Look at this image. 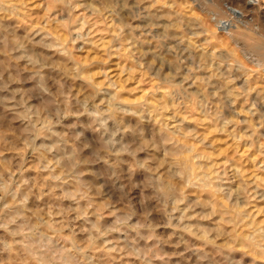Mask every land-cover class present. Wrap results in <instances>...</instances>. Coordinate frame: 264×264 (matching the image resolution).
Wrapping results in <instances>:
<instances>
[{"label": "clouds", "instance_id": "obj_1", "mask_svg": "<svg viewBox=\"0 0 264 264\" xmlns=\"http://www.w3.org/2000/svg\"><path fill=\"white\" fill-rule=\"evenodd\" d=\"M138 4L52 0L51 6L63 7L59 23L66 35L58 42L39 32V40L32 33L19 36L0 24V264H97L99 252L108 253L112 261L119 257L139 264H171L183 255L165 250L174 237L173 247L186 246L197 264H224L225 256L231 264H243L229 255L236 250L264 258V226L243 237L227 233L223 221L205 226L199 221L222 214L221 202H206L199 195L195 201L188 199L189 189L219 196L223 188L216 171L220 165L194 147L204 143L196 131L167 124L169 102L175 109L183 107L176 103L186 91L174 82L179 66L163 82L155 78L165 88L162 99H131L123 95L130 91L126 82L100 73L105 80L96 83V74H86L84 61L72 55L71 45L90 42L101 26L105 33L111 29L112 35L122 36L131 25L120 13L132 12ZM12 7L0 0V12ZM78 9H84L80 16L74 15ZM41 49L67 59L58 62ZM153 67L155 62L130 71L139 68L143 76ZM189 78L191 74L184 80ZM77 80L88 87L77 90ZM25 83L32 87L24 88ZM186 99L189 108L197 102ZM150 121L160 124L159 135L144 127ZM88 132L93 139L87 138ZM138 172L144 173L140 182L135 181ZM137 189L138 206L131 196ZM154 214L160 219L153 220ZM161 227L172 234L158 235ZM117 233L128 239H108ZM184 235L200 245H191ZM222 239L226 243L219 244Z\"/></svg>", "mask_w": 264, "mask_h": 264}, {"label": "rangeland", "instance_id": "obj_2", "mask_svg": "<svg viewBox=\"0 0 264 264\" xmlns=\"http://www.w3.org/2000/svg\"><path fill=\"white\" fill-rule=\"evenodd\" d=\"M8 2L13 7L5 12H0V24L11 29L17 35L24 36L32 33L36 40H39L40 35H36L39 32L42 35H48L53 42L65 38V30L59 23L63 13L61 5L51 6L52 0H8ZM85 2H90V0H85ZM131 5H137V0H130ZM83 12L84 9H78L74 15L80 16ZM120 16L124 22L131 25V29H125L122 36H114L111 29L105 33V29L101 26L97 33L90 38V42L77 41L71 45L73 57L84 61L86 74H96V83H103L105 80L103 75H99L100 73H107L126 82L130 91L123 95L131 99L153 96L157 100L162 99L166 95V91L155 78L158 76L163 82L170 74H175L174 66L178 65L180 71L178 75H175V81L176 84L182 83L183 86H186L184 87L186 91L176 100L178 104L183 103V107L175 109L169 102V107L172 110L166 113V116L169 117L167 124L172 127L179 123L183 129H193L198 137L202 140L204 138L203 145L194 144V147L197 151L203 149L208 152L215 159L216 164L220 165L216 171L220 172L222 177L220 186L223 188V192L219 196L210 193L198 194L195 190L189 189L188 199L195 201L199 195V198L206 202H211L214 199L221 202L222 214L213 216L210 220L199 221V223L215 227L223 221V227L227 233L239 237L252 234L254 229L264 226V147H262L264 146V0H139L138 7H135L132 12L124 10ZM120 22V20L116 21V23ZM144 22L148 25L146 26ZM224 27L228 29L232 27L233 32L235 30L237 34L234 39L229 40L226 33L228 30H224ZM85 31L87 32L88 29ZM161 37L164 38L161 39ZM165 48L169 50L168 55H164L167 53ZM40 51L54 56L58 62L67 59L55 52L43 49ZM145 51L148 57L143 56ZM152 53L154 58L151 56ZM146 54L144 53V55ZM205 56L206 59H204ZM176 58L177 60L180 58L179 61H181L176 62ZM191 58L194 61H189ZM228 59L232 64L227 61ZM153 62H155V67L143 76L139 68L135 73L130 71L137 65H143L145 69H148ZM190 68L192 70H189ZM186 69L189 71L185 72ZM170 71L171 73H169ZM52 74L55 75V73ZM183 74L185 76L191 74V78L183 81V77H185ZM25 77H27V73H25ZM195 77L200 80L196 81ZM226 81L230 85H226ZM196 82L198 83L196 84ZM203 83L207 85L205 84V86ZM249 83L250 85H248ZM23 87L30 88L32 84L25 83ZM75 87L77 90H82L88 87V84L84 80H77ZM158 87H160L159 91H157ZM228 90L231 93H228L230 92ZM200 94H204L203 97ZM186 95L198 102L192 105L193 107L196 105V109L188 107L189 101L185 100ZM218 99L220 100L218 101ZM33 103H37V101H33ZM220 110L223 111L222 114ZM2 111L0 109V112ZM209 112L211 116H209ZM172 116H176V120H172ZM219 116L222 120H219ZM81 119L85 123L87 122V117ZM226 121H232V123L225 124ZM144 127L149 134L159 135L161 130L157 121H150ZM86 136L88 139L94 138L91 132L86 133ZM186 142L189 141L186 140ZM141 155L143 157L145 154ZM96 169L102 170L103 165H96ZM124 171H127L126 166ZM27 175L34 176L35 173L29 172ZM87 179L93 178L87 177ZM143 179L144 173L138 172L135 181L140 182ZM99 182L103 183L102 180ZM236 190L240 198H238ZM131 196L133 202L138 206L141 197L140 190L132 191ZM232 196H237V198ZM236 199H238L237 203ZM35 203L36 201H32L33 205ZM228 210H231V214H228ZM152 219L159 220L160 217L154 214ZM106 223H110V220ZM172 232L173 230L170 228L161 227L158 229V235L163 237H169ZM132 236L135 234L133 233ZM108 239L124 241L128 237L117 233ZM183 239L189 241L193 246H199L201 243L188 235H184ZM237 241L236 246L240 249V241ZM141 243L144 242L141 241ZM176 243L177 239L174 237L165 250L169 253H182L183 255L175 257L171 264H197L194 253L183 245L179 248L173 247ZM218 243L223 244L226 241L222 239ZM208 251L214 252V249L209 248ZM96 255L98 257L97 264H139L138 261L130 258L119 259L116 257L112 261L106 252H99ZM229 255L233 261L242 259L243 264H264V258L253 256L243 250L230 252ZM229 262L228 256H225L224 264H231Z\"/></svg>", "mask_w": 264, "mask_h": 264}, {"label": "bare ground", "instance_id": "obj_3", "mask_svg": "<svg viewBox=\"0 0 264 264\" xmlns=\"http://www.w3.org/2000/svg\"><path fill=\"white\" fill-rule=\"evenodd\" d=\"M252 2H253V1H252ZM137 12H138V11H137ZM18 13H19V12H18ZM139 17H140V16H139ZM145 18H147V17L145 16ZM147 19H148V18H147ZM173 19H174V18H173ZM214 19H215V18H214ZM140 20H141V19H140ZM176 20H177V19H176ZM149 21H150V20H149ZM233 21H234V19H233ZM144 23L146 24V22H144ZM154 23H155V22H154ZM141 24H142V23H141ZM233 24H234V23H233ZM143 25H144V24H143ZM147 25H148V24H146V26H147ZM178 25H179V24H178ZM144 28H145V27H144ZM179 29H180V28H179ZM223 29H224V30H225V29L228 30L226 33H227V35H228L229 40H230V39H231V40L234 39V37H235V35H236L237 33L235 32V30H234V32H233L232 27H230L229 29L226 28V27H224ZM237 29H238V28H237ZM237 32H238V31H237ZM142 36H143V35H142ZM149 36H150V35H149ZM237 36H238V35H237ZM152 38H153V37H152ZM244 38H245V37H244ZM153 39H154V38H153ZM140 40H141V39H140ZM190 40H191V39H190ZM210 41H211V40H210ZM229 42H230V41H229ZM236 42H237V41H236ZM139 43H140V42H139ZM158 44H159V43H158ZM230 44H231V43H230ZM152 45H153V44H152ZM143 46H144V45H143ZM150 46H151V45H150ZM153 46H154V45H153ZM158 47H159V46H158ZM121 48H122V47H121ZM146 48H147V47H146ZM118 49H119V48H118ZM148 49H149V48H148ZM150 49H151V48H150ZM170 49H171V47H170ZM153 50H154V49H153ZM165 50H166V48H165ZM157 51H158V50H157ZM157 51H156V52H157ZM166 51H167V53L164 52V53H165L164 55H168V54H169V53H168L169 50H166ZM152 52H153V51H152ZM161 52H162V51H161ZM181 52H182V51H181ZM123 53H124V52H123ZM144 53L146 54V51H145ZM144 53H143V56H147V54L144 55ZM149 53H150V52H149ZM149 53H148V54H149ZM54 54H55V53H54ZM235 54H236V53H235ZM141 55H142V54H141ZM177 55H178V54H177ZM188 55H189V54H188ZM149 56H150V55H149ZM151 56H153V53H152ZM183 56H184V55H183ZM147 57H148V56H147ZM154 57H155V56H153V58H154ZM176 57L178 58V56H176ZM179 57H181L180 54H179ZM186 57H187V55H186ZM144 58H145V57H144ZM177 58H176V60H177ZM184 58H185V57H184ZM184 58H182L183 61H184ZM233 58H234V57H233ZM247 58H248V57H247ZM247 58H245V59H247ZM179 59H180V58H179ZM179 59H178L176 62H178ZM187 59H188V58H187ZM187 59H185V60H187ZM204 59H206V56H205ZM212 59H213V58H212ZM212 59H211V60H212ZM191 60H193V58H191L189 61H191ZM211 60H208V61H211ZM242 60L244 61V59H242ZM247 60H248V59H247ZM180 61H181V60H180ZM180 61H179V62H180ZM193 61H194V60H193ZM213 61H214V60H213ZM227 61H230V60L228 59ZM249 61H250V60H249ZM179 62H178V63H179ZM196 62H197V61H196ZM206 62H207V61H206ZM237 62H238V61H237ZM253 62H254V61H253ZM258 62H259V61H258ZM188 63H189V62H188ZM192 63H193V62H192ZM209 63H210V62H209ZM209 63H208V64H209ZM230 63H231V61H230ZM218 64H219V63H218ZM231 64H232V63H231ZM240 64H241V63H240ZM161 65H163V64H161ZM164 65H166V64H164ZM179 65H180V64H179ZM197 65H198V63H197ZM210 65H211V63H210ZM215 65H216V64H215ZM219 65H220V64H219ZM235 65H236V64H235ZM262 65H263V64H262ZM157 66H158V64H157ZM172 66H173V65H172ZM198 66H199V65H198ZM166 67H167V66H166ZM174 67H175V66H174ZM183 67H185V66L183 65ZM188 67H189V64H188ZM194 67H195V65H194ZM196 67H197V66H196ZM200 67H201V66H200ZM204 67H205V66H204ZM209 67L211 68V66H209ZM213 67H214V66H213ZM237 67L239 68V66H237ZM259 67H260V66H258V68H259ZM185 68H187V66H186ZM185 68H184V70H185ZM217 68H218V67H217ZM182 69H183V68H182ZM211 69H212V68H211ZM235 69H236V68H235ZM240 69H241V67H240ZM260 69H261V67H260ZM153 70H154V69H153ZM164 70H165V69H164ZM189 70H192V69L190 68ZM189 70L186 69L185 72H187V71H189ZM196 70H197V69H196ZM159 71H160V70H159ZM217 71H218V69H217ZM219 71H220V70H219ZM233 71H234V70H233ZM261 71H262V70H261ZM183 72H184V71H183ZM262 72H263V71H262ZM262 72H261V73H262ZM169 73H171V71H170ZM222 73H223V72H222ZM222 73H221V75L223 76ZM226 73H227V71H226ZM228 73H229V71H228ZM173 74H174V73H173ZM191 74H192V73H191ZM232 74H233V73H232ZM236 74H237V73H236ZM175 75H178V74H175ZM262 75H263V74H262ZM183 76H185V75L183 74ZM227 76H228V74H227ZM229 76H230V75H229ZM235 76H236V75H235ZM263 76H264V75H263ZM179 77H180V76H179ZM181 77H182V76H181ZM192 77H193V76H192ZM196 77H197V76H196ZM196 77H195V78H196ZM223 77H224V76H223ZM223 77H221V78L223 79ZM230 77H232V76H230ZM183 78H184V77H183ZM236 78H237V77H236ZM262 78H263V77H262ZM193 79H194V78H193ZM204 79H206V78H204ZM218 79H219V78H218ZM238 79H239V78H238ZM178 80H180V79H178ZM181 80H182V78H181ZM188 80H189V79H188ZM197 80H200V79H197V78H196V81H197ZM201 80H202V79H201ZM216 80H217V79H216ZM226 80H227V79H226ZM228 80H229V79H228ZM183 81H184V79H183ZM230 81H231V80H230ZM179 82H181V81H179ZM192 82H193V81H192ZM192 82H191V83H192ZM175 83H177V82L175 81ZM197 83H198V82H196V84H197ZM207 83H208V82H207ZM231 83H232V82H231ZM185 84H186V83H185ZM188 84H189V83H188ZM188 84H187V86H188ZM203 84L205 85L206 83H203ZM211 84H212V83H211ZM225 84L227 85V84H229V83H227V81H226ZM225 84H224V85H225ZM193 85H194V84H193ZM200 85H201V83H200ZM206 85H207V84H206ZM206 85H205V86H206ZM208 85H209V84H208ZM221 85H222V84H221ZM229 85H230V84H229ZM248 85H250V83H249ZM196 86H197V85H196ZM218 86H219V85H218ZM184 87H186V86H184ZM198 87H200V86H198ZM227 87H229V86H227ZM248 87H249V86H248ZM159 88H160V87H159ZM232 88H233V87H232ZM184 89H185V88H184ZM194 89H195V88H194ZM221 89H222V88H221ZM227 89H228V88H227ZM191 90H192V89H191ZM199 90H200V89H199ZM223 90H224V89H223ZM230 90H231V89H230ZM230 90H228V91H230ZM195 91H197V90L195 89ZM205 91H206V90H205ZM187 92H188V90H187ZM206 92H207V91H206ZM213 92H215V91H213ZM218 92H219V91H218ZM223 92H224V91H223ZM189 93H190V92H189ZM189 93H188V94H189ZM195 93H196V92H195ZM195 93H194V94H195ZM207 93H208V92H207ZM228 93H231V91L228 92ZM196 94H197V93H196ZM210 94H211V93H210ZM215 94H216V93H215ZM189 95H190V94H189ZM197 95H198V94H197ZM200 95H202V94H200ZM203 95H204V94H203ZM203 95H202V97H203ZM208 95H209V94H208ZM211 95H212V94H211ZM223 95H224V93H223ZM181 96H182V95H181ZM212 96H213V95H212ZM216 96H217V95H216ZM246 96H247V95H246ZM246 96H245V97H246ZM186 97H187V95H186ZM219 97H220V96H219ZM221 97H222V96H221ZM221 97H220V98H221ZM181 98H182V97H181ZM206 98H207V97H206ZM222 98H223V97H222ZM226 98H227V97H226ZM199 99H200V98H199ZM185 100H186V98H185ZM209 100H210V99H209ZM219 100H220V99H218V101H219ZM195 101H196V100H195ZM205 101H207V100L205 99ZM215 101H216V100H215ZM183 102H184V100H183ZM207 102H208V101H207ZM209 102H211V101H209ZM184 103H186V102H184ZM187 103H188V102H187ZM197 103H198V102H197ZM201 103H202V101H201ZM220 103H221V102H220ZM182 104H183V103H182ZM200 105H201V104H200ZM200 105H199V106H200ZM205 105H206V104L204 103V107H205ZM227 106H228V105H227ZM195 107H196V105H195ZM195 107L192 106V109L195 108ZM219 107H220V106H219ZM197 108H198V107H197ZM199 108H200V107H199ZM195 109H196V108H195ZM189 111H190V110H189ZM196 111H197V110H196ZM221 112H223V111L220 110V113H221ZM215 113H216V112H215ZM216 114H217V113H216ZM216 114H215V115H216ZM221 114H222V113H221ZM196 117H197V116H196ZM184 118H185V117H184ZM187 118H188V117H187ZM187 118H186V119H187ZM223 119H224V118H223ZM197 120H198V119H197ZM197 120H196V121H197ZM219 120H222V118H220V116H219ZM219 120H218V121H219ZM182 122H183V121H182ZM185 122H186V120H185ZM204 122H205V121H204ZM215 122H216V121H215ZM221 122H222V121H221ZM221 122H220V123H221ZM213 123H214V122H213ZM210 124H211V123H210ZM210 124H209V125H210ZM221 128H222V127H221ZM213 130H214V129H213ZM159 132H160V131H159ZM203 140H204V138H203ZM204 151H205V150H204ZM225 163H226V162H225ZM223 181H224V180H223ZM221 184H222V183H221ZM237 185H238V184H237ZM220 187H222V186H220ZM235 187H236V186H235ZM239 188H240V187H239ZM236 189H237V188H236ZM237 190H239V189H237ZM237 190H236V193H237ZM227 191H228V190H227ZM230 191L232 192V189H231ZM243 191H244V190H243ZM229 193H230V192H229ZM236 193L234 194V196L236 195ZM244 193H245V191H244ZM255 194H256V193H255ZM237 195H238V193H237ZM256 195H257V194H256ZM224 196H225V195H224ZM213 197H214V196H213ZM229 197H230V195H229ZM232 197H233V196H232ZM233 198H237V196H236V197H233ZM238 198H240L239 195H238ZM220 199H221V198H220ZM231 199H232V198H231ZM222 200H223V199H222ZM237 201H238V199H236V203H237ZM207 202H208V201H207ZM232 202H233V201H232ZM224 203L228 204L227 202H224ZM238 203H241V202H238ZM234 204H235V203H234ZM231 205H232V204H231ZM235 206H236V205H235ZM233 207H234V206H233ZM241 207H242V206H241ZM226 209H227V208H226ZM235 209H236V208H235ZM232 210H233V209H232ZM235 211H236V210H235ZM233 212H234V210H233ZM232 215H233V214H232ZM232 215H231V216H232ZM241 215H242V214H241ZM243 216H244V215H243ZM236 217H237V214H236ZM226 218H227V217H226ZM223 219H224V218H223ZM240 221H241V220H240ZM242 222H243V221H242ZM245 227H246V226H245ZM245 227H244V228H245ZM251 227H253V226H251ZM260 227H261V226H260ZM224 228H225V227H224ZM242 228H243V227H242ZM248 228H249V227H248ZM246 229H247V227H246ZM257 229H258V228H257ZM249 230H250V229H249ZM229 234H230V233H229ZM186 241H187V240H186ZM237 242H238V241H237ZM238 245H239V244H238ZM238 247H239V246H238ZM186 248H187V247H186ZM261 259H263V258H261ZM229 263H230V262H229Z\"/></svg>", "mask_w": 264, "mask_h": 264}]
</instances>
